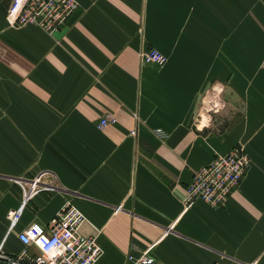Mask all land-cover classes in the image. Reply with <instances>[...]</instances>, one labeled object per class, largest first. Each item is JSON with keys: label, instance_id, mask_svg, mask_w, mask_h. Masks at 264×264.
I'll list each match as a JSON object with an SVG mask.
<instances>
[{"label": "crops", "instance_id": "obj_1", "mask_svg": "<svg viewBox=\"0 0 264 264\" xmlns=\"http://www.w3.org/2000/svg\"><path fill=\"white\" fill-rule=\"evenodd\" d=\"M76 1L48 34L8 28L0 0V264L66 201L98 264H131L132 249L154 264H264V0ZM150 48L162 64L140 62ZM238 145L249 163L230 197L184 206L193 173Z\"/></svg>", "mask_w": 264, "mask_h": 264}, {"label": "built area", "instance_id": "obj_2", "mask_svg": "<svg viewBox=\"0 0 264 264\" xmlns=\"http://www.w3.org/2000/svg\"><path fill=\"white\" fill-rule=\"evenodd\" d=\"M78 6L76 0H11L5 22L11 29L34 25L52 34L66 24ZM139 58L144 64L159 65L165 61L164 55L154 48L143 50ZM115 122L112 114H106L97 121L96 128L103 131ZM130 135L134 136L135 132L131 131ZM156 135L165 136L161 131H156ZM248 163L247 155L240 145L225 155L214 156L208 165L193 173L191 182L184 188L182 203L189 207L199 200L211 208L220 206L237 187ZM37 187L38 179L34 178L30 189L35 190ZM7 217L17 219L18 215L12 211L8 212ZM85 221L84 214L70 201H66L47 225L33 222L19 232L17 240L23 247L20 257L14 259L6 256L5 260L11 264H98L102 249L96 238L79 233ZM31 246L38 250L37 255H30L28 248ZM126 262L154 264L155 260L147 250L132 249Z\"/></svg>", "mask_w": 264, "mask_h": 264}, {"label": "rangeland", "instance_id": "obj_3", "mask_svg": "<svg viewBox=\"0 0 264 264\" xmlns=\"http://www.w3.org/2000/svg\"><path fill=\"white\" fill-rule=\"evenodd\" d=\"M215 104L212 103V99L211 98H208L204 103H202V108L203 109H206L207 111L211 112L214 110L213 106ZM205 111V110H203Z\"/></svg>", "mask_w": 264, "mask_h": 264}]
</instances>
